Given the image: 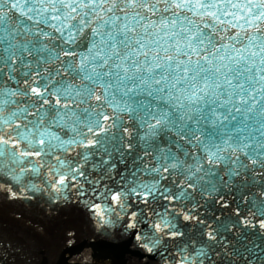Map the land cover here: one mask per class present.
<instances>
[{
    "label": "water",
    "instance_id": "1",
    "mask_svg": "<svg viewBox=\"0 0 264 264\" xmlns=\"http://www.w3.org/2000/svg\"><path fill=\"white\" fill-rule=\"evenodd\" d=\"M0 264H264V0H0Z\"/></svg>",
    "mask_w": 264,
    "mask_h": 264
}]
</instances>
